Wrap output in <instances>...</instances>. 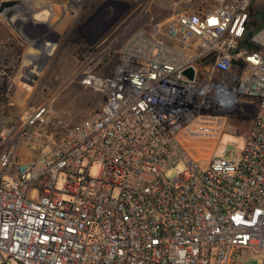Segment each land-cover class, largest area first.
<instances>
[{
  "label": "built area",
  "instance_id": "built-area-1",
  "mask_svg": "<svg viewBox=\"0 0 264 264\" xmlns=\"http://www.w3.org/2000/svg\"><path fill=\"white\" fill-rule=\"evenodd\" d=\"M250 5L163 21L142 8L80 68L98 111L58 136L45 103L0 130V264H264V24L247 45ZM238 109L257 111L246 143L217 157Z\"/></svg>",
  "mask_w": 264,
  "mask_h": 264
},
{
  "label": "rangeland",
  "instance_id": "rangeland-1",
  "mask_svg": "<svg viewBox=\"0 0 264 264\" xmlns=\"http://www.w3.org/2000/svg\"><path fill=\"white\" fill-rule=\"evenodd\" d=\"M7 1L20 5L0 14V90L6 98L0 102V130L14 123L23 109L48 103V127L59 136L101 108L103 95L82 84L80 68L95 51L108 47L135 13L145 8L163 21L175 12L230 0H0V6ZM250 3L259 14L258 24H264V0ZM117 60L113 54L107 62L116 65ZM256 112L238 109L232 114L215 156L232 160L238 155ZM179 169L183 164L167 171L166 177L174 179ZM100 172L99 163L90 167V177L98 178ZM64 180L61 175L59 185Z\"/></svg>",
  "mask_w": 264,
  "mask_h": 264
},
{
  "label": "trees",
  "instance_id": "trees-1",
  "mask_svg": "<svg viewBox=\"0 0 264 264\" xmlns=\"http://www.w3.org/2000/svg\"><path fill=\"white\" fill-rule=\"evenodd\" d=\"M258 19H259V14L258 12L255 10L253 5H250V24L248 26L249 29V33L247 36V40L245 41L247 45L254 47V45L250 44L249 39L252 35H253V30L255 28H258L261 26V24H258ZM6 98L4 97V91L0 90V102H5ZM241 118V117H240Z\"/></svg>",
  "mask_w": 264,
  "mask_h": 264
},
{
  "label": "water",
  "instance_id": "water-1",
  "mask_svg": "<svg viewBox=\"0 0 264 264\" xmlns=\"http://www.w3.org/2000/svg\"><path fill=\"white\" fill-rule=\"evenodd\" d=\"M19 5H20V2H19V1H7V2H3V3L1 4V6H0V14L4 15V11H5L6 9H9V8H15V7L19 6ZM4 16H5V15H4ZM10 17H12V14L9 15V18H10ZM185 74H186L187 76H189V78H191V79L193 78V75H194L192 69L186 71Z\"/></svg>",
  "mask_w": 264,
  "mask_h": 264
},
{
  "label": "crops",
  "instance_id": "crops-1",
  "mask_svg": "<svg viewBox=\"0 0 264 264\" xmlns=\"http://www.w3.org/2000/svg\"><path fill=\"white\" fill-rule=\"evenodd\" d=\"M230 127H231V126H230ZM232 128H233V127H231V129H232ZM234 129H237V127H236V128H235V127L233 128V131H236V130H234Z\"/></svg>",
  "mask_w": 264,
  "mask_h": 264
}]
</instances>
